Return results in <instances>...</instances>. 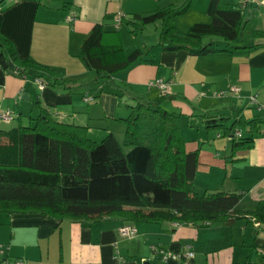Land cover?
Instances as JSON below:
<instances>
[{
    "label": "crops",
    "instance_id": "obj_1",
    "mask_svg": "<svg viewBox=\"0 0 264 264\" xmlns=\"http://www.w3.org/2000/svg\"><path fill=\"white\" fill-rule=\"evenodd\" d=\"M185 1L1 0L0 33L14 44L18 57L51 67L64 79L77 80L69 89H40L32 77L9 74L0 63V110L10 109L16 113L13 121L27 123L38 113L39 101L59 119L87 126L89 136L95 140L109 132L122 139V118L129 114L133 97L153 100L165 94L162 105L181 114L179 124L187 151L198 153L197 190L242 192L237 204L240 210L262 208L264 125L252 148L237 150L231 156V141L221 134L224 126L209 125L207 117H225L228 120L219 123L226 126L238 117L264 119V36L254 35L255 31H264V6L247 4V23L241 35L231 42L216 38L220 50L199 55L184 49L163 50L158 46L157 22L154 28L149 29L147 24L137 31L142 35L136 47L149 48L148 52L111 79L95 80L94 73L78 57L81 43L95 24L103 23L107 31H121L123 25L116 26L119 13L127 20ZM239 3L189 0L186 11L177 15L174 23L186 32L194 23L210 22L218 7ZM124 28L132 39L133 27ZM114 36L106 38L117 41L118 35ZM119 37L123 45L121 32ZM155 79L167 82L169 91L163 93L151 85ZM233 86L240 87V93L230 91ZM222 91L227 93L219 95ZM252 96L256 102L251 101ZM13 121L0 120V129H9ZM126 223L110 216L79 221L39 212L0 211V244L8 246L0 253V261L22 258L27 264H264V224H258L250 214L238 218L232 226L136 222L137 233L132 238L120 234L119 228ZM155 248L182 257L162 260ZM189 251L194 255L185 256Z\"/></svg>",
    "mask_w": 264,
    "mask_h": 264
},
{
    "label": "trees",
    "instance_id": "obj_2",
    "mask_svg": "<svg viewBox=\"0 0 264 264\" xmlns=\"http://www.w3.org/2000/svg\"><path fill=\"white\" fill-rule=\"evenodd\" d=\"M188 6L189 0L170 4L148 15L122 19L121 25L132 26L134 34L158 22V46L199 55L220 50L216 38L227 42L237 39L247 23L245 8L220 6L210 22L194 23L183 32L174 18ZM107 35H118L119 39L111 42ZM254 35L264 36V31ZM119 36L120 28L107 31L103 23H97L81 43L78 57L95 80L113 78L148 52L149 48L137 47L127 54ZM0 63L9 74L40 78L45 87L69 89L77 80L57 76L53 68L33 59H20L14 44L1 33ZM165 97H133L129 114L122 118L123 138L109 132L101 140L91 138L87 126L59 119L38 101V113L27 123L0 129V211L39 212L79 221L110 216L127 223L176 221L228 226L250 214L264 224V207L244 212L237 207L242 192L197 190L198 153L187 151L179 124L181 114L162 105ZM222 120L228 119L207 117L209 125L224 126L221 134L231 141V156L237 150L252 148L264 125L260 117H238L230 126L219 123Z\"/></svg>",
    "mask_w": 264,
    "mask_h": 264
},
{
    "label": "built area",
    "instance_id": "obj_3",
    "mask_svg": "<svg viewBox=\"0 0 264 264\" xmlns=\"http://www.w3.org/2000/svg\"><path fill=\"white\" fill-rule=\"evenodd\" d=\"M9 1L10 2H16L18 0H9ZM249 3L264 6V0H240L239 7L245 8L247 6V4H249ZM123 17H124L123 13L118 14L117 19H116V22H117L116 26L121 25ZM34 82L39 86L40 89L45 88V84L43 83V81L40 78H35ZM150 84L158 86L163 93H166L169 91V84L167 82H165L163 79L152 80L150 82ZM230 91L235 92V93H240L241 88L238 86H233L230 89ZM226 93H227V91H222V92H219L218 94L223 95ZM251 101L256 102V97L252 96ZM15 117H16V113L10 109L0 110V120L1 121L11 122L15 119ZM237 135H239V136L241 135L240 130L237 132ZM258 224H259V222H258ZM119 231L123 237L132 238L133 236L136 235L137 228H136L134 223H126L119 228ZM6 248H8L7 245L0 244V253L4 252V250ZM155 250H156V252H158L161 255L162 260L178 259V258L182 257V254L173 253L171 251H166V250H162V249H158V248H155ZM193 255H194V252H192V251H189L185 254V256H189V257H191ZM0 264H27V263L22 258H15V259L4 258L2 261H0Z\"/></svg>",
    "mask_w": 264,
    "mask_h": 264
},
{
    "label": "rangeland",
    "instance_id": "obj_4",
    "mask_svg": "<svg viewBox=\"0 0 264 264\" xmlns=\"http://www.w3.org/2000/svg\"><path fill=\"white\" fill-rule=\"evenodd\" d=\"M125 26H127V25H123V27H122L123 29L120 32H121V35L125 38L124 44H123V46L125 45V47H123L124 51L128 54V53L132 52L133 50H135V48H137L136 43L140 39L142 32L141 31L136 32L134 34V36H132L133 38L131 39L130 34L128 33L129 31L124 28ZM147 26L149 29H151V28L155 27V24L151 23V24H148ZM127 27H130V26L128 25ZM129 30H131V28ZM127 35H129V36H127ZM143 49H146V48H143ZM23 122L26 123V120H24ZM18 124H19V121L16 120V121H13L8 126H9V128H12L14 126H17Z\"/></svg>",
    "mask_w": 264,
    "mask_h": 264
},
{
    "label": "water",
    "instance_id": "obj_5",
    "mask_svg": "<svg viewBox=\"0 0 264 264\" xmlns=\"http://www.w3.org/2000/svg\"><path fill=\"white\" fill-rule=\"evenodd\" d=\"M25 98V97H24ZM29 98V97H28Z\"/></svg>",
    "mask_w": 264,
    "mask_h": 264
}]
</instances>
